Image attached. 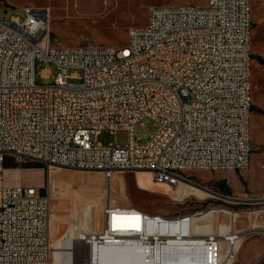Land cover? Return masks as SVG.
Instances as JSON below:
<instances>
[{
  "label": "built area",
  "instance_id": "obj_1",
  "mask_svg": "<svg viewBox=\"0 0 264 264\" xmlns=\"http://www.w3.org/2000/svg\"><path fill=\"white\" fill-rule=\"evenodd\" d=\"M0 22V264H51V195L8 188L5 160L49 173L102 174L109 196L100 229L60 245L62 264H109L107 250L135 264H234L254 231L197 234L190 218L163 219L112 196L117 174H146L155 185L194 186L197 172L251 166L252 0H208L204 7H153L123 47L56 49L46 10ZM36 63L45 68L38 86ZM158 124L143 143L136 129ZM102 132L125 144L97 143ZM214 212V211H210ZM59 251V250H57ZM119 254V255H120Z\"/></svg>",
  "mask_w": 264,
  "mask_h": 264
},
{
  "label": "rangeland",
  "instance_id": "obj_2",
  "mask_svg": "<svg viewBox=\"0 0 264 264\" xmlns=\"http://www.w3.org/2000/svg\"><path fill=\"white\" fill-rule=\"evenodd\" d=\"M207 1L113 0L112 7L107 9L105 0L100 7H94L90 0H0V22L8 23L13 17L23 21L25 16L21 10L26 7L46 10L52 48L123 47L127 44L131 28L147 25L151 8L182 5L204 7ZM252 22V152L251 166L243 172L244 178L239 176V172L231 171L189 175L190 181L208 191L184 185L167 189L153 184L146 174H117L111 183L115 200L127 202L149 216L178 219L203 214L191 221L197 234L254 231L242 241L234 264H264V65L254 59L264 58V0H252ZM45 68L55 73L53 66L36 63L38 86L52 83L41 79V72ZM158 129L157 123L144 120L137 126L136 138L146 143L157 134ZM127 140L128 135L124 132H102L97 143L107 147L125 144ZM51 172L48 176L46 171V183L39 169L5 171L4 178L8 188L44 186L41 193L47 194L50 187L51 238L55 250L51 264H60V253L57 251L60 250V239H74L83 232L92 234L100 229L109 183L99 173L68 169H52ZM230 181H233L231 185ZM224 184L229 189L228 193L222 188ZM120 252L123 253V250ZM114 254L116 251L112 249L109 256Z\"/></svg>",
  "mask_w": 264,
  "mask_h": 264
},
{
  "label": "bare ground",
  "instance_id": "obj_3",
  "mask_svg": "<svg viewBox=\"0 0 264 264\" xmlns=\"http://www.w3.org/2000/svg\"><path fill=\"white\" fill-rule=\"evenodd\" d=\"M90 1H92V4H93V6L94 7H100L101 6V4H102V1L103 0H90ZM106 1V3H104V5H105V7L108 9V8H111L112 7V4H113V0H105ZM52 172H50L49 173V175L51 174ZM158 186V185H157ZM159 186H161V185H159ZM162 187H166L167 189H170L169 187H167V186H164V185H162ZM189 187V186H188ZM106 195L107 196H109V187L106 189ZM49 192H50V187H49ZM50 224H51V215H50ZM98 228V227H97ZM58 240V239H57ZM71 241H73V238H64V239H60V244H59V248H60V245L61 244H63V245H66V246H69L70 244H71ZM53 241H52V246H53ZM61 248H60V250L58 251L59 253H60V264H62V261H61V256H62V252H61ZM111 250H107V251H105L104 252V257H105V259L107 260L108 258H109V264H135L134 262H129L128 260H127V257L126 256H120L121 254V252H120V250H116L115 249V251H116V254H114V255H110L109 256V252H110ZM123 253H125L124 251H123ZM120 254V255H119ZM53 257V256H52ZM111 258V259H110ZM52 260H53V258H52Z\"/></svg>",
  "mask_w": 264,
  "mask_h": 264
},
{
  "label": "crops",
  "instance_id": "obj_4",
  "mask_svg": "<svg viewBox=\"0 0 264 264\" xmlns=\"http://www.w3.org/2000/svg\"><path fill=\"white\" fill-rule=\"evenodd\" d=\"M34 164V165H33ZM32 165V166H31ZM39 164L37 163H27L25 164L24 166H19V165H16V163L14 162V160L11 158V157H8L6 158L5 160V166H4V170L5 171H12V172H22L24 170H33V169H39V168H36L38 167ZM40 171H42L43 173V176H44V182L46 183V170L45 168L43 167L42 169H39ZM239 176H241L242 178H244V173L241 172L239 173ZM233 181H230L229 184L231 185ZM28 187H33V188H36L34 186H28ZM41 190H43L42 188L43 187H39ZM37 188V189H39Z\"/></svg>",
  "mask_w": 264,
  "mask_h": 264
},
{
  "label": "trees",
  "instance_id": "obj_5",
  "mask_svg": "<svg viewBox=\"0 0 264 264\" xmlns=\"http://www.w3.org/2000/svg\"><path fill=\"white\" fill-rule=\"evenodd\" d=\"M254 59H256L260 65H264V58H261V57H254ZM264 114V113H263ZM17 165V164H16ZM5 166V165H4ZM36 168H39V169H42L43 167L41 165H38V167ZM222 188L225 190L226 193L229 192V189L225 187V184L222 186ZM43 190H40V194L42 195H45V193H41Z\"/></svg>",
  "mask_w": 264,
  "mask_h": 264
}]
</instances>
